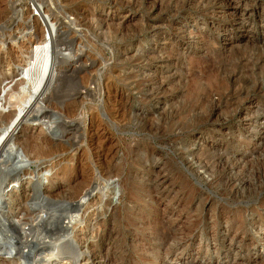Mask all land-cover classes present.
<instances>
[{"label": "rangeland", "instance_id": "1", "mask_svg": "<svg viewBox=\"0 0 264 264\" xmlns=\"http://www.w3.org/2000/svg\"><path fill=\"white\" fill-rule=\"evenodd\" d=\"M16 8L40 20L33 37H20L24 23L14 40L47 38L42 14L71 57L46 108L20 84L28 62L6 57L24 49L0 40V114L27 111L22 134L41 138L33 162L8 146L0 178L19 175L23 188L46 175L42 191L59 189L57 202L98 186L103 203H92L78 239L91 264H264V0H0V28ZM86 88L94 95L67 117ZM53 112L54 129L36 120ZM42 197L29 215L14 207L27 225L7 224L11 199L0 197V264L61 235L69 208Z\"/></svg>", "mask_w": 264, "mask_h": 264}, {"label": "bare ground", "instance_id": "2", "mask_svg": "<svg viewBox=\"0 0 264 264\" xmlns=\"http://www.w3.org/2000/svg\"><path fill=\"white\" fill-rule=\"evenodd\" d=\"M36 9H38V8L36 7ZM19 11H20V9H19ZM19 11L17 10V8L13 10V15H12L11 19H13L14 22L11 25H9V26L4 25L2 28H0V40L3 41L2 46L3 47L6 46L5 50L7 49V46H10L11 44H13V46L11 45L12 48H16V45H17L18 48L24 49V50H22L23 52L22 51H17V52L12 51V49H11V52H8V55L6 57H8L10 54H12V52H14L16 54L15 57L17 58V61L22 59V61L26 60L28 62V65H26V67L24 68V72L26 74H28L27 76H29V77H25V80H23L20 84H26L27 85L26 93L27 92L31 93V96H33L35 100L37 99L36 101H38V102L41 101L42 105L43 104L46 105L44 107L47 108L48 105L45 102L47 99H50L48 94L51 92V90L55 86L54 84L59 78L61 68L64 66V65H61V62H62V60H64L66 62L69 59V57H71V54H69L70 51H67V52H65L66 53L65 55H62L60 48H59V50H58V48L56 49V47L58 46L57 44H59V43H57L58 38H59L58 27L56 24H54L52 22L51 19H47L44 15H42L41 12H40V14L42 16V20L47 25V26L45 25V27H48V29H49L48 34L46 33L47 38H45V39L42 38L43 41L41 42V40H40L41 43H37L35 45L33 44V40L32 41L29 40L30 42H28V45H26V46L23 44L24 42L21 43V40H19V41L14 40V38H15L14 32L20 30L21 25H23L24 23L27 24L28 27L26 30H23V31L27 32L28 30H30L31 32L29 34H27L25 32V34H24L25 36H20V35L19 36L22 39H25L26 36H32L33 37V34L34 35L36 34V26L38 24V21L40 20L39 17H36V16L32 17L31 13H29L28 10L27 11L23 10L21 12H19ZM42 27H40V28H42ZM37 28H39V27H37ZM42 36L44 37L45 35H42ZM39 37H40V35H39ZM45 40H46V43L44 44L43 42ZM25 49L27 52L26 55H25V53H26ZM1 51H2V49H1ZM28 51H30V52H28ZM81 60H82L81 57L77 59V61H80V62H81ZM15 63L18 65V67H22L20 62H15ZM88 81L92 82V80H90V78L88 79ZM19 85H18V87H19ZM85 90H86V92H84V93L80 92V91L76 93V96L78 98L76 99L75 103L73 104V106H72L73 108L67 109V111H66L68 113L67 117H74L75 115H77L76 113L78 112V109L79 108L81 109L80 106L84 105L83 102L81 103V101H84L86 97L89 98V96L91 97L94 95L95 90L93 88H86ZM6 94H8V92ZM6 94H4V95H6ZM4 97L7 98V96H4ZM26 98H27V96H26ZM30 99H31V97L27 99V102ZM24 101L26 103L25 99H24ZM9 103H11V102H9ZM28 103H30V102H28ZM27 105H29V104H27ZM32 105H34V104H32ZM23 108H24L23 110L25 111L26 104H24ZM23 110H22V112H23ZM26 110H29V109H26ZM25 112H26V114L24 112L21 113V112H17V111H11L10 113L8 112L5 116L0 114V118H2L5 122L4 132L0 133V164H1V159H2V157H4V153H6V149L8 146L16 147L17 148L16 152L18 155L21 153V151L23 153H25L24 155H27L29 157L30 161L32 160V157H31L32 154L31 153L28 154V152L30 151L31 148L39 146V144H37V145L35 144L34 146H33V144L37 143V142L40 143V141H39L41 139L40 137H36V135H33L31 133L22 134V132H21V130L23 129V126L26 124V123L24 124L23 122L28 121L29 119L31 120V117H33V116H31L29 118L26 117V115L28 113H27V111H25ZM36 116H38V114L35 115L34 118H36ZM38 117H40V116H38ZM44 117H45V114H44ZM47 117H49L47 120L42 119V118L41 119L36 118V120L37 119L40 120L39 123H41L42 126H44V123L46 122L48 130H50L52 128L54 129V126L57 124V121H58L57 119L60 117L56 116V114L54 112L49 113ZM49 119H51L52 121H50ZM45 129H46V127H45ZM94 134L89 135L90 137L88 136L89 137L88 141L91 142V144L98 137ZM46 140H48V139H46ZM49 142H50V140H49ZM51 142H52V140H51ZM44 143H48V142H46L42 139L41 145ZM13 144H15V146H13ZM98 145H99V143H98ZM44 146H45V144H44ZM44 146L42 148H44ZM55 146L59 147V144H57ZM62 147L64 148V146H61L59 148H62ZM81 147H83V146H81ZM54 148L56 149V147H54ZM38 149H36V151H38ZM53 149H52V151H53ZM55 149H54V152H55ZM23 153H21V154H23ZM24 155H22V156H24ZM37 157H38V155H36V157L34 156L35 159ZM37 159L40 160L39 158H37ZM33 161L34 160H32L31 162H33ZM99 169H101V168H99ZM99 169H97V170H99ZM99 173H101V171ZM95 175L96 174L94 173L93 176H95ZM8 179H9V177H7V175H6V177H3V179H1V182H0V197H1V199H5L6 197H8V199H11L10 201L8 200V202H7V207H5L4 214H3L4 216L2 214H0V215H2V218L3 217L6 218V220L8 222L7 224L10 223L12 225V223H14L16 221H17V224L18 223L21 224V222H22V219H20L18 216L19 212L14 213V207L15 206L19 207V210H21V211L24 210L28 214V213H30L29 211H31L30 208L28 207V205H29V202H31L32 200L41 198L42 196H43L42 198H44V199H49V200H52L55 202H57V200H58V199L56 200L55 196L58 194L57 192L59 189H48V190L42 191V189L45 187L44 185L46 183L44 181V179H47L48 183L51 180L46 175L45 176L43 175L37 181V184H34L33 187L31 186V187H23L22 188V183H20L21 177H19V175L16 177H13L12 179H10V181ZM76 180L77 179L75 177L73 181L76 182ZM38 184H39V187L37 186ZM90 186H92V185H90ZM18 187H19V190L17 189ZM76 187H77V185H76ZM68 188H69V185H68ZM83 188L77 187L76 189H73L75 191L73 193L70 192L69 196L66 195L67 196L66 199L64 198L63 200L57 202L60 205L63 204L69 208L67 220L64 223L62 222L60 224L59 230L57 232L53 233L54 235H56L57 233L60 232L61 235H59L58 238H56L53 243H49L50 245L42 246L40 249L42 251L38 254L36 253L37 251L35 252L33 250V252H31L28 250L27 251L28 255L31 257V259H30L28 256L29 261L27 258H25L23 256L24 252L23 253L19 252L17 254V256L13 257L12 260H10V264H52V261L57 260V258H59L60 255H63L66 253H67V255L62 257V260L56 261L57 264H91L95 261L96 257H95V254L92 252V249L90 250V246L87 245V249L85 251L82 250L81 246H80V241L78 239L80 237V234H83L85 232V230L87 229V227L89 226L88 225V218L90 217L89 209L91 208L92 203L94 204V202H96V201H100L101 203H103V198H102V196L97 198V195L100 194V192H99L100 188L98 189V186H94V187L92 186L91 188L88 187L89 189L88 190L86 189L87 190L86 192H83ZM15 190H17L16 193L12 194V192H14ZM71 190H72V188H71ZM67 191H69V190H67ZM61 198H63V197H61ZM43 209H44V207L41 208V210H43ZM34 211H31V212H34ZM1 213H3V212H1ZM27 223L24 222L23 224L27 225ZM15 225H16V223H15ZM26 233L27 232L25 229H23L21 233L19 232V234L21 236L26 234ZM19 239L21 240V237H19ZM23 243H25V244H23V246H25V248H29V247H27L28 245L26 244V242L23 241ZM94 251H95V249H94ZM30 261H31V263H30Z\"/></svg>", "mask_w": 264, "mask_h": 264}]
</instances>
